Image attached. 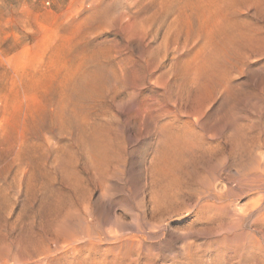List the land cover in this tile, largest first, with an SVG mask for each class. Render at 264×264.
Masks as SVG:
<instances>
[{
    "label": "rangeland",
    "instance_id": "obj_1",
    "mask_svg": "<svg viewBox=\"0 0 264 264\" xmlns=\"http://www.w3.org/2000/svg\"><path fill=\"white\" fill-rule=\"evenodd\" d=\"M263 154L264 0H0V264L245 257Z\"/></svg>",
    "mask_w": 264,
    "mask_h": 264
},
{
    "label": "bare ground",
    "instance_id": "obj_2",
    "mask_svg": "<svg viewBox=\"0 0 264 264\" xmlns=\"http://www.w3.org/2000/svg\"><path fill=\"white\" fill-rule=\"evenodd\" d=\"M174 138V137H173ZM29 139V138H28ZM172 139V138H171ZM31 142V141H30ZM32 145V144H31ZM264 155V154H263ZM91 158V157H90ZM262 158V157H261ZM260 158V159H261ZM264 158V157H263ZM94 160V159H93ZM91 161V162H93L94 163V161ZM98 160V159H97ZM97 160H96V162H97ZM164 160V159H163ZM257 161H259L258 159H257ZM98 162H99V160H98ZM106 162V161H105ZM252 162V161H251ZM256 163V162H255ZM254 163V161L252 162V164L253 165H249L250 167H248L249 169L251 168V170H258L259 171V173L260 174H256V175H253V179H251V180H248L246 177H244V176H242L243 178H246V180H244L243 182H242V185L244 186V188L245 187H247L248 188V190L247 191H252L253 189H255V188H263L264 189V162H263V160H262V163L259 161V162H257V164L256 165H254L255 164ZM96 165H97V163H95ZM243 165V164H242ZM248 165V164H247ZM95 166V165H94ZM244 166V165H243ZM246 167V166H245ZM247 167H246V169H247ZM210 168H212L211 166H210ZM213 170V169H212ZM241 171H242V169H241ZM243 171H245L244 170V168H243ZM246 171H248V170H246ZM21 172H23V171H21ZM254 172V171H253ZM50 173V172H49ZM243 173V172H242ZM241 173V174H242ZM250 173V172H249ZM248 173V174H249ZM254 173H256V172H254ZM19 174H20V172H19ZM240 174V173H239ZM220 175V174H219ZM247 174H245V176H246ZM251 175V174H250ZM215 176V175H214ZM241 177V176H240ZM216 178V177H215ZM218 178V177H217ZM223 178V177H222ZM228 178H230L229 176H228ZM249 178H251L250 176H249ZM20 179V178H19ZM214 179V178H213ZM21 180V179H20ZM208 180V179H207ZM217 180V179H216ZM226 180V179H225ZM226 181H228V179L226 180ZM239 182V181H238ZM209 186V185H208ZM211 186V185H210ZM215 186V185H214ZM248 186H250V187H248ZM214 188V187H213ZM212 188V189H213ZM207 189V188H206ZM227 189V188H226ZM228 190V189H227ZM261 190V189H260ZM255 190H253V192H254ZM257 191V190H256ZM259 191V190H258ZM210 192V191H209ZM225 192V191H224ZM261 192V191H260ZM263 193H264V191H262ZM251 193V192H250ZM258 192H256V194H257ZM222 194V193H221ZM228 194V193H227ZM253 194V193H252ZM254 195V194H253ZM223 196V195H222ZM225 196H227V195H225ZM248 196V195H247ZM252 197V196H251ZM251 197H248V198H251ZM259 197V196H258ZM227 198V197H226ZM254 197H252V199H253ZM260 198V197H259ZM252 199H250V200H252ZM256 199H257V197H256ZM264 199V194H263V197H261L260 199H258V201L257 200H255V203H253V201H252V210L254 209V208H256L255 210H254V214L256 215V214H258L259 212H260V214H258V216H262V217H264V209L262 210V211H259L257 208H259V206H258V204H260V203H258L259 202V200H263ZM221 200H224V199H221ZM249 200V201H250ZM229 201H231V200H229ZM247 201H248V199H247ZM249 201H248V203H249ZM237 202V201H236ZM235 202V203H236ZM251 202V201H250ZM226 203V202H225ZM244 203H247V202H244ZM221 204H224V203H221ZM250 204V203H249ZM254 204V205H253ZM207 205V204H206ZM222 206V205H221ZM230 206V205H229ZM228 206V207H229ZM90 207L91 206H89V209H90ZM213 207H214V205H213ZM248 207H250V206H248ZM263 208H264V206H263ZM88 209V208H87ZM229 209V208H228ZM227 209V210H228ZM243 209V208H242ZM211 210V209H210ZM229 211V210H228ZM80 213V212H79ZM87 213H89V212H87ZM90 213H92V212H90ZM251 213V212H250ZM207 214V213H206ZM84 215H86V212H85V214L84 213H81L80 215H78V217H77V222L79 223V225H80V227H82V230L83 231H90V227H89V223L86 221V219H85V217H84ZM93 215V214H92ZM222 215V214H221ZM227 215V214H226ZM240 215H242V214H240ZM91 216V214L89 215V217ZM93 217V216H92ZM91 217V218H92ZM213 217V216H212ZM261 217V218H262ZM86 218H88V217H86ZM201 218V217H200ZM203 218V217H202ZM210 218V217H209ZM214 218H215V216H214ZM237 218V217H236ZM70 219H71V217L69 216H66V219H65V221H63V223H61L60 224V226H59V228L63 231V232H66V233H70L72 230H71V225L70 224H68V222L70 223ZM93 219V218H92ZM238 219V218H237ZM66 220L68 221V222H66ZM207 220V219H206ZM216 220V219H215ZM219 220H221V219H219ZM235 220V219H234ZM258 220V219H257ZM92 221H94V220H92ZM236 222V221H235ZM238 222V221H237ZM246 223V222H245ZM254 223V222H253ZM264 223V222H263ZM93 223H91V225H92ZM212 224V223H211ZM214 224V223H213ZM255 224V223H254ZM256 226H258V224L256 225ZM260 226V225H259ZM97 228V227H96ZM241 228V227H240ZM248 228V227H247ZM264 228V227H263ZM95 229V228H94ZM252 229H254V228H252ZM92 230V229H91ZM96 230V229H95ZM225 231V230H224ZM257 231V230H256ZM263 231V230H262ZM261 231V232H262ZM226 232V231H225ZM91 233H92V231H91ZM256 233V232H255ZM260 234V233H259ZM108 235V234H107ZM66 236V235H65ZM252 240L254 241L252 244H254V243H258V241L260 240L256 235H253L252 234ZM53 238V237H52ZM74 239V238H73ZM229 239V238H228ZM6 241H7V239H6ZM48 241L49 242H51L49 239H48ZM132 241V243H134V240L132 239L131 240ZM226 241V240H225ZM263 241V243H264V239L262 240ZM57 242V241H56ZM243 242V241H242ZM247 242V241H246ZM70 243V242H69ZM132 243H130L131 245H129L128 247H132ZM48 244V243H47ZM52 245V244H51ZM66 246H69V245H67L66 244ZM65 246V247H66ZM134 246V245H133ZM264 246V245H263ZM48 247H49V244H48ZM51 247H53V246H51ZM76 247V246H75ZM84 247V246H83ZM56 248V247H55ZM82 248V247H81ZM135 248V247H134ZM9 249V248H8ZM51 249V248H50ZM99 249V248H98ZM112 250V249H111ZM55 253H56V251H54ZM70 252V251H69ZM90 252V251H89ZM131 252V251H130ZM133 252H134V250H133ZM235 252H236V250H235ZM264 247H262V246H259L258 248L257 247H255L254 245H252V246H250L249 247V249H248V251H247V254L245 255V257H200V258H198V257H181L180 259H178V260H176L173 264H264ZM4 253V252H3ZM53 254V253H52ZM51 254V255H52ZM70 254V253H69ZM85 254V253H84ZM98 254V253H97ZM217 254V253H216ZM230 254V253H229ZM235 254H237V253H235ZM82 255V254H81ZM3 256V255H2ZM101 256V255H100ZM99 256V257H100ZM215 256V255H214ZM229 256V255H228ZM70 257V256H69ZM72 257V256H71ZM30 259V258H29ZM32 259V258H31ZM26 260L28 261V258H26ZM87 260V259H86ZM2 261V260H1ZM0 261V262H1ZM11 262V261H10ZM42 262H43V260H42ZM2 263V262H1ZM18 263V262H17ZM85 263V262H84ZM89 263V262H88ZM87 264V263H86ZM133 264H154V261L151 259V258H149V257H134V259H133Z\"/></svg>",
    "mask_w": 264,
    "mask_h": 264
}]
</instances>
